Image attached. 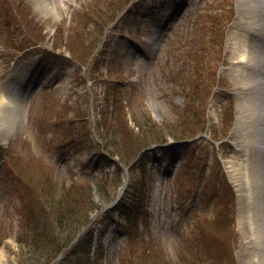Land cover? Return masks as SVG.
<instances>
[{"label": "rangeland", "instance_id": "374dc122", "mask_svg": "<svg viewBox=\"0 0 264 264\" xmlns=\"http://www.w3.org/2000/svg\"><path fill=\"white\" fill-rule=\"evenodd\" d=\"M195 1L0 0V106L15 90L9 73L30 71L34 88L24 123L0 133V264L45 262L57 219L76 226L87 213L103 264H231L223 222L237 193L224 145L241 140L238 99L209 85L205 53L195 81ZM112 140L129 163L105 150ZM137 194L149 196L143 210Z\"/></svg>", "mask_w": 264, "mask_h": 264}, {"label": "bare ground", "instance_id": "6f19581e", "mask_svg": "<svg viewBox=\"0 0 264 264\" xmlns=\"http://www.w3.org/2000/svg\"><path fill=\"white\" fill-rule=\"evenodd\" d=\"M168 19L169 15L163 23ZM193 22L197 29L196 83L202 82L199 61L205 53L210 74L216 77L209 85L217 84L218 97L238 99L234 131L238 129L241 140L224 145L225 154L234 156L229 161V173L237 193L231 199L234 212L224 221L230 235L227 241L231 264H264V0L195 1ZM159 38L157 34V41ZM220 65L223 69L219 73ZM29 77L21 72L17 79L9 80L19 91L5 96L0 106V133L6 137L13 136L25 121L33 88H21V84ZM202 144L200 141L196 146ZM208 167L212 169L207 177L220 169L216 164ZM201 181L199 177L196 184ZM239 233L242 240L238 243ZM210 237L216 236L212 233Z\"/></svg>", "mask_w": 264, "mask_h": 264}, {"label": "trees", "instance_id": "16d2710c", "mask_svg": "<svg viewBox=\"0 0 264 264\" xmlns=\"http://www.w3.org/2000/svg\"><path fill=\"white\" fill-rule=\"evenodd\" d=\"M151 130L153 131V129L148 130L150 133L148 131H146L145 138H143V139L152 138V141L155 140L153 142V144H156V142L159 141V139H160L158 136V132L151 133ZM102 140L105 143L109 142L108 135L103 133ZM165 140H167V139H165ZM167 141H164V142L161 141V142L166 143ZM120 143H121L120 141L116 142V141L112 140L111 143L107 144V147L105 148V150L109 154H111L112 156H119L120 155L119 157H121V160H123V162H125L124 164L129 163V159H126V155H127L128 151L126 150L124 145L122 147H119ZM117 148H118V153H114L113 149H117ZM146 198H149V196L147 194H145L144 196L137 194L136 198L134 199V206L138 202H140V208L143 210L144 209L143 206L145 205V202L147 200ZM67 205H69V206L65 210V217L62 216L63 215L62 213H61V217H63V218L68 217L67 220H70L72 218L71 216L75 215V213L77 211L75 209L72 210V208L70 206V205H72L71 203L68 202ZM84 217L85 218H83L80 223L78 222L76 226H67V224L65 226H63L60 217L57 219L56 227L60 229V226H62L64 228L61 231L57 230L55 232V236L53 238V241H56L55 244H57V241H59V244H57V246H56V249L54 251V256H55V254L60 253L62 251V248L65 247L69 242L74 241L77 238L78 239L75 242L76 244L72 248V250L68 254H65L64 257L56 264H103L104 263L103 258L101 259L102 255L98 254L95 256L92 253L91 232H89L90 229H88L89 224H90V217H89L88 213ZM223 229H224L223 230V232H224L226 230V228L224 227ZM83 230H84V232H83ZM67 240H68V242L66 243ZM41 241H42V235L37 234L35 237V240H34L37 247L40 245ZM54 256H52L51 258H48L45 262H41L38 260L37 261L31 260V262L33 264L51 263Z\"/></svg>", "mask_w": 264, "mask_h": 264}]
</instances>
